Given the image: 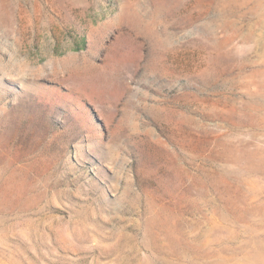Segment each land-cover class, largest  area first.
Here are the masks:
<instances>
[{"label":"rangeland","instance_id":"obj_1","mask_svg":"<svg viewBox=\"0 0 264 264\" xmlns=\"http://www.w3.org/2000/svg\"><path fill=\"white\" fill-rule=\"evenodd\" d=\"M0 264H264V0H0Z\"/></svg>","mask_w":264,"mask_h":264}]
</instances>
